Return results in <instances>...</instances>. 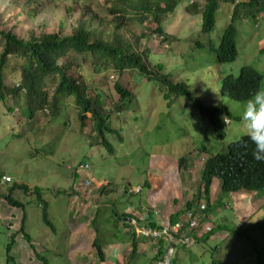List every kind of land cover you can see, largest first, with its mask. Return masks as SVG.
<instances>
[{"label":"rangeland","instance_id":"1","mask_svg":"<svg viewBox=\"0 0 264 264\" xmlns=\"http://www.w3.org/2000/svg\"><path fill=\"white\" fill-rule=\"evenodd\" d=\"M77 1L74 5L75 11L71 14L67 11L68 3L65 0H0V30L12 31L24 39H30L33 35L40 36L43 32L59 30L61 24H63V32H67L74 24V20L84 14L82 5L89 8V16L97 14L94 19L95 27L109 31L114 28L116 20L113 17H106L108 9L103 0ZM204 1L183 0L176 12L170 16L167 30L174 35L172 45L169 41L160 44L159 40L151 37V26L139 22L132 11H128L130 14L126 15L127 26L120 32L130 39L141 37L142 34L141 46L149 44L155 59L165 62L168 67L186 64L180 76L187 80L186 76L189 73L193 74L188 81L194 85L195 80L199 88V99L211 106L218 105L221 108L227 106L231 110L230 124L225 127L226 141L230 142L244 135V122L241 119L243 102L232 101L216 94L222 84L215 85L214 75L220 74L223 77L227 72L236 74L244 65H250L264 74V11L257 17L260 23L258 26L248 18L236 22L238 57L234 62L220 64L217 62L215 52L208 46L198 48L194 45V41L200 35L201 20L184 9L188 4L196 2V5L202 8L201 3ZM233 6L232 3L222 5L219 13L217 12L218 22L215 31L202 36V39L208 42L210 39L220 38L229 19L228 12ZM155 59L149 64L150 68L153 67L152 63L156 62ZM22 63V59L11 57L5 71L7 84L20 82ZM81 67V72L90 80V85L100 84L108 88L107 90L115 98L117 97L114 88L117 78L115 70L105 69L101 72L90 62L83 63ZM136 75L135 71L126 72L122 82L131 92L146 93L147 91L141 86L143 81L140 82ZM261 88H264V77ZM192 91L194 94L198 93L194 86ZM153 95L157 99L156 92ZM66 104L69 105L66 114L68 112L71 115L69 124L64 123L68 122L66 115L52 121L50 116L40 115L32 121L23 116V112L14 106L12 101H9L8 106H14V112L0 102V168L6 175L12 177L9 185L13 182L22 183L31 190L39 187L42 192L40 198L35 193L27 195L21 190H15L12 195L24 203L23 209L10 205L6 199L0 200V264H5V240L6 238L9 240L11 235H15L11 254L16 264H43L45 259L49 260L50 264H100L101 259L94 245L96 234L90 226L94 210L89 209V202L85 201L86 196L69 194L73 188H79L88 196L89 188L83 186L87 173L92 177L94 187L99 188L103 184L107 185L108 182L113 184L111 186L115 188L114 192L104 195L102 200L104 203L111 200L120 215L128 211L127 208L134 207L136 217H145L149 208L157 210L154 213L160 214L161 217H167L171 208L166 201L174 200L177 204L181 198L177 199L176 196L184 191L178 176L179 157L189 156L195 161L196 157H201L197 147H202L204 144L209 149V153H216L224 146L222 143L218 144L212 135L207 136L206 140L190 136L188 127L191 123L187 125L184 122L181 124L183 126L181 129L180 123L174 118L159 115L154 110L150 112L148 106L151 105L143 103L140 104L141 107L132 109L133 111L126 110L122 113L118 119L120 124L118 133L124 134L125 140L121 142L111 138L117 151L109 154L104 147H89L92 140L87 133L88 130L79 127L78 108L74 98H67ZM187 106L190 109L193 104L189 103ZM46 113L48 115V112ZM191 114L180 115L179 119L185 121ZM22 120L30 121L31 124L28 126L39 128L38 134H44V137L49 139L50 145L44 143L40 137L34 139L35 134L32 131L26 133L27 138H31L29 141L26 140L27 138L10 141L9 135L12 131H17L16 128L20 129L18 124L22 123ZM49 123L51 126L47 125ZM84 155L87 157L84 158ZM207 155L209 154L206 153ZM85 163L89 165L87 173L84 171L79 173L77 170L79 165ZM196 166L200 169L201 162L198 161ZM193 177L192 179L196 181L198 175L194 174ZM147 179L149 183L153 182L151 187L145 185ZM186 183L192 182L183 177L184 187H187ZM216 183L213 188V193H216L215 198L222 195L223 199L216 203L217 207L213 206L207 212L212 217L210 221L215 230L210 233V230L203 227L201 230V235H205L203 239H196L194 235L189 234L195 242L187 248L184 246L176 248L174 262L177 264H235L238 260L240 264H255L254 239L257 235L264 237V207L259 214L257 213L258 215L255 214L256 217L254 215V218L249 219L247 210H237L246 204L251 211L254 209L255 204L251 202L252 199L244 195L248 192L235 193L231 198L219 192V180ZM133 187L134 190L140 187L142 190L130 195L128 189ZM7 188V184L4 183L1 185V192L8 193ZM93 193L94 190L90 191V194ZM189 194L191 195L190 191ZM95 197L98 199L99 195ZM147 199L151 203L150 207ZM200 200L206 201V198L203 196ZM44 202L47 203L49 219L52 220L54 229L43 221ZM185 202L186 200L183 204ZM142 203L147 207L141 205ZM104 211L109 212L106 207H102V212ZM100 224L104 225L102 222ZM220 225L228 232L225 238L218 233L223 232L217 229ZM24 226L25 233H28L26 235H31L32 240L24 238ZM239 227L243 231L250 230L249 236L253 240H249L244 235H236L234 231ZM128 232L124 222L114 226L105 225L107 235L103 240L113 239L102 244L109 260L105 264L116 262L114 252L129 244ZM258 243L263 246L264 239L261 238ZM165 245L166 242L163 248ZM262 250L264 251V247ZM128 253L130 255L131 252H127L126 256ZM41 255L43 258L39 257ZM154 255L151 245L141 243L136 255L130 261H122L120 264H155Z\"/></svg>","mask_w":264,"mask_h":264},{"label":"trees","instance_id":"2","mask_svg":"<svg viewBox=\"0 0 264 264\" xmlns=\"http://www.w3.org/2000/svg\"><path fill=\"white\" fill-rule=\"evenodd\" d=\"M65 1L68 3L67 11L72 14L75 11L74 5L78 1ZM103 2H105L108 9L106 17H113L116 20L111 31L95 27L94 19L97 14L89 16L90 10L85 5H82L84 12L82 17L74 20V24L67 32H63V24H61L59 30L43 32L40 36L33 35L30 39H24L12 31L0 30V102L8 106L9 101H12L13 105L23 112L22 115L32 121L40 115L50 116V121L66 115L68 122L65 121L64 123L69 124L71 115L68 112L66 114L69 107L66 104V99L73 97L78 108L79 127L88 130L87 133L92 140L89 147H104L109 154H114L117 151V147L113 145L111 138L121 142L125 140L124 134L118 133L120 127L118 119L122 113L126 110L133 111L132 109L141 107L140 104L143 103L150 104L151 106H148L150 112L154 110L159 115L174 118L175 121L180 123L181 129L183 128L181 124L184 122L187 125L191 123V126L188 127L190 136L206 140L207 136L212 135L218 144H224L222 150L216 153H209V149L204 144L202 147H197L196 149L201 157H196L195 161L189 156L179 157L177 162L179 167L178 176L182 182L183 177L192 182L186 184L194 194V201H197L196 205L193 204V200L186 204L189 211L201 208L202 201L200 199L203 196L206 198L208 210L223 199L222 195L215 198L216 193H213V188L218 180L221 183L219 192L231 198L235 193L246 191L248 194L244 195H248L250 200L252 195L249 192L257 193L264 199V162H257L253 159L252 149L254 145L248 140L245 130L244 135L239 139L226 141L227 131L225 127L229 122L231 110L227 106L223 108L218 105L211 106L199 99V88L195 80L194 85L188 81L193 74L189 73L186 76L187 80L180 76V73L182 75L185 70L186 64L168 67L165 62L155 59V54H153L149 44L141 46L140 38L142 34L141 37L130 39L120 32L121 29L127 26L128 19L126 15L130 14L128 11H132L134 17H138L139 22L151 26V37L159 40L160 44L169 41V44L172 45L174 35L167 30V25L171 19L170 16L176 12L177 7L183 3V0H103ZM227 3H232L234 6L228 12L229 19L224 26L222 35L218 40L210 39L206 42L202 39V36L215 31L218 22L217 12L219 13L222 5ZM196 4L197 2L191 3L184 8L201 20L199 24L200 35L194 41V45L198 48L208 46L210 50L215 52L217 62L220 64L234 62L238 57L236 22L248 18L254 21L255 26L260 25L257 17L264 11V0H248L247 2L239 0H205L204 3H201L202 8ZM104 26L107 27V25ZM153 38H151V41ZM11 57L23 60L20 65L22 69L21 80L17 83L7 84L5 71ZM153 59L156 62L152 63L153 67L150 68L149 64ZM85 62L93 63V67L101 72L105 69H112L117 72L114 85L116 98L107 90L108 88H104L100 84L90 85V80L81 72V65ZM249 66H242V70L236 74L227 72L223 77L220 74H215V85L222 84L216 94L232 101L244 102L258 88H261L264 74ZM132 71L136 72V77L140 82L143 81L141 86L147 91L146 93L131 92L122 82L123 75ZM193 86L198 93H193ZM155 92L157 99L153 95ZM189 103L193 104L190 109L187 106ZM14 106H8V109L14 112ZM46 112H48V115ZM188 113H192L190 118L185 119V121L179 119L180 115ZM132 117L135 116L132 115ZM29 124H31L30 121L22 120V123L18 124L20 129L16 128L17 131H12L9 135L10 141L27 138L26 133L32 131L35 134L34 139L40 137L44 143L50 145L49 139L45 138L44 134H38L39 128L28 126ZM47 125L51 126L50 123ZM30 139L27 138L26 140L29 141ZM2 141L8 143L6 140ZM206 153L209 155L206 156ZM85 157L87 155H84ZM198 161L201 162L200 169L196 166ZM79 167L83 168L79 169ZM79 167L77 170L82 173V171H87L89 165L85 163L80 164ZM194 174L198 175L196 181L192 179ZM4 175L5 172L0 168V200L6 199L10 205L23 209L24 203L12 195L15 190H21L27 195L35 193L40 198L42 197L39 187L31 190L26 184L22 183L13 182L9 185L10 182H4ZM92 181V177L87 173L83 186L89 188L88 196L86 193H82L79 188H73L69 194H75L78 197L81 195L86 196L85 201L89 202V209L94 210L90 226L96 234L94 245L101 259L100 264L109 261L103 251L102 244L113 240L112 238H109L108 241L103 240L107 235L105 234V225L114 226L119 223L123 224V222L129 231V244L119 248L118 253L116 251V262L111 261V264L130 261L136 255L141 243L151 245V248H153L155 252L153 262L161 258L165 251V248H163L165 239L138 233V230H141L142 227L151 230L159 227L158 222L154 219L153 210L148 209L146 213L148 218L136 217L134 215L136 208L134 207L127 208L128 211L120 215L115 209L116 205L111 200L105 203L102 200L104 195L114 192L115 188L111 186L113 184L108 182L107 185L103 184V186L97 188L92 185ZM149 182L147 179L145 185L151 187L153 182ZM4 183L8 186V193L1 192V185ZM193 183L194 185H191ZM92 190H94V193L90 194ZM128 193L134 195L137 192L133 187L128 189ZM96 195H99L98 199H96ZM251 202L255 204L252 211L250 207H247V204L237 210H247L250 215L249 218L257 213L259 214L260 202L257 200V205L255 201L251 200ZM44 203L43 221L53 228V222L49 219L47 203ZM141 205L147 207L144 203ZM150 206L151 203H149ZM102 207H106L109 212H102ZM177 218L173 216V221ZM101 222L104 225L101 226ZM217 229L220 230L219 227ZM249 231H243L239 227L234 233L247 236L249 240H253L249 236ZM23 233L24 238L32 240L31 235H26L28 233H25V226ZM261 238L264 239L263 235L256 236L254 239L256 254L253 259L255 264H264V251L262 250L264 245L261 246L258 243ZM14 240L15 235H11L9 240L7 238L5 240V264H16L11 254ZM172 244L176 245V248H181L184 245V243L175 244L174 242ZM184 247L187 246L184 245ZM127 252H131L130 255L128 253L126 256ZM39 257L43 258L42 255ZM238 261L235 264H240ZM43 264H50V261L45 259Z\"/></svg>","mask_w":264,"mask_h":264},{"label":"clouds","instance_id":"3","mask_svg":"<svg viewBox=\"0 0 264 264\" xmlns=\"http://www.w3.org/2000/svg\"><path fill=\"white\" fill-rule=\"evenodd\" d=\"M241 119L244 122L245 135L247 136L248 140L251 141V143L254 145V148L252 149L253 159L257 162H264V88H258L243 102ZM228 124H230V121L226 125ZM180 183H181V187L184 188V191H181L176 197L177 199L181 198V200L179 199L177 204L174 203V200L172 202L166 201L167 205L171 208V212L169 213V215L167 217H161L160 214L154 213L157 210L156 211L153 210L154 211L153 214L155 217L154 219L159 224V227H161L163 221H170L172 226L179 224L180 225L179 231L174 232V236L176 239L189 238L190 242L187 244L184 243V245L190 246L195 242V239L192 238L189 234L194 235L196 239H202L205 237V235H201V230L203 229V227H205L206 230H210V232L212 230H215V228H213L212 221H210L212 220V217L207 214V212L210 210L207 209V205L203 208L194 211H189V207L186 204L188 202H191L192 200H193V204H196L197 201H194V196H193L194 194H192L189 186L187 185V187H184L183 182ZM219 186L221 187V183L219 184ZM136 189L135 191L137 193L141 191V187L139 191H137ZM189 191L191 192V195L189 194ZM249 193L252 195V200L255 201L256 205H257V200L260 202V211H261L262 208L264 207V199L261 198V196L257 193H253V192H249ZM185 200L186 202L185 204H183ZM176 213H178V215H176ZM173 216H176L178 218L175 221H173ZM144 218H148V216L145 215ZM192 221L196 222L194 226H191ZM219 228H220L219 231H223V232L222 233L218 232V233H220L221 236L225 238L228 233L223 229L222 225H220ZM165 242L167 243L166 239ZM170 243H172V241ZM179 243L182 242H177L175 244H179Z\"/></svg>","mask_w":264,"mask_h":264},{"label":"built area","instance_id":"4","mask_svg":"<svg viewBox=\"0 0 264 264\" xmlns=\"http://www.w3.org/2000/svg\"><path fill=\"white\" fill-rule=\"evenodd\" d=\"M3 180H4V182H11L12 177L5 174L3 176ZM136 190L139 191L140 188H137ZM195 224H196L195 221L191 222V226H194ZM179 228H180L179 224L172 226L170 221H163L161 227H159V228H154L152 230L142 228L141 230H138V233H141L145 236H151V237H155V238L163 237L164 239H166L167 243L165 245V251L163 253V256L161 258L157 259L155 261V264H176L174 262L176 249H175V246L170 242L171 241L174 243L182 242L185 244L190 242L189 238H185V239H183V238L176 239L175 238L174 232L179 231ZM143 230H144V232H143ZM145 231H147V232L145 233Z\"/></svg>","mask_w":264,"mask_h":264},{"label":"bare ground","instance_id":"5","mask_svg":"<svg viewBox=\"0 0 264 264\" xmlns=\"http://www.w3.org/2000/svg\"><path fill=\"white\" fill-rule=\"evenodd\" d=\"M250 67V66H249ZM245 69H246V66H245ZM242 70V69H241ZM251 70H253V69H251ZM254 71V70H253ZM241 75V74H240ZM228 77V76H227ZM239 77V76H238ZM263 77V76H262ZM263 79V78H262ZM224 81V80H223ZM224 172V171H223ZM204 177V176H203ZM141 190H142V188H141ZM261 191V190H260ZM264 191V190H263ZM134 192V191H133ZM141 192V191H140ZM207 192V191H206ZM227 192V191H226ZM262 192V191H261ZM260 192V193H261ZM207 205V202L206 201H202V203H201V208H203V207H205ZM140 206V205H139ZM149 208V207H148ZM146 210V209H145ZM154 212V211H153ZM133 213V212H132ZM145 213V212H144ZM151 213V212H150ZM163 213V212H162ZM146 214V213H145ZM152 214V213H151ZM153 219V218H152ZM128 220V219H127ZM131 220V219H130ZM137 223V222H136ZM154 223V222H153ZM156 226H157V224H156ZM143 228V227H142ZM157 228V227H156ZM133 230V229H132ZM137 230V229H136ZM235 237H236V235H234ZM151 239V238H150ZM236 239H238V237H236ZM246 240V239H245ZM151 241V240H150ZM157 241V240H156ZM161 241H162V239H161ZM243 241V240H242ZM244 242V241H243ZM176 246V245H175ZM184 246V245H183ZM186 246V245H185ZM187 248V247H186ZM255 261V260H254Z\"/></svg>","mask_w":264,"mask_h":264},{"label":"crops","instance_id":"6","mask_svg":"<svg viewBox=\"0 0 264 264\" xmlns=\"http://www.w3.org/2000/svg\"><path fill=\"white\" fill-rule=\"evenodd\" d=\"M221 235V234H220ZM115 251V250H114ZM117 253H118V251H117ZM116 253L114 252V255H115Z\"/></svg>","mask_w":264,"mask_h":264}]
</instances>
